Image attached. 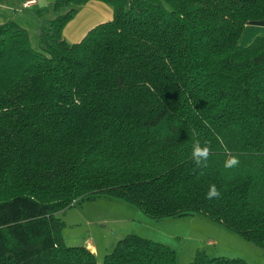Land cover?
<instances>
[{
	"label": "trees",
	"instance_id": "16d2710c",
	"mask_svg": "<svg viewBox=\"0 0 264 264\" xmlns=\"http://www.w3.org/2000/svg\"><path fill=\"white\" fill-rule=\"evenodd\" d=\"M87 1L54 0L37 47L0 21V264H99L65 242L58 212L101 194L153 218L203 213L264 246V35L240 43L264 0H102L112 17L69 41ZM195 140L211 143L203 175ZM100 264L249 263L202 251L178 263L128 232Z\"/></svg>",
	"mask_w": 264,
	"mask_h": 264
},
{
	"label": "rangeland",
	"instance_id": "374dc122",
	"mask_svg": "<svg viewBox=\"0 0 264 264\" xmlns=\"http://www.w3.org/2000/svg\"><path fill=\"white\" fill-rule=\"evenodd\" d=\"M37 1L26 8L22 0H0V21L13 18L27 27L34 47L38 45L40 19L57 13L52 5L54 0ZM58 215L63 220L61 234L65 242L94 246L99 264L117 239L128 232L171 245L178 263L191 260L202 251L209 255L241 256L249 264H264V246L203 213L153 218L123 197L101 194L77 201Z\"/></svg>",
	"mask_w": 264,
	"mask_h": 264
},
{
	"label": "crops",
	"instance_id": "0c3cea01",
	"mask_svg": "<svg viewBox=\"0 0 264 264\" xmlns=\"http://www.w3.org/2000/svg\"><path fill=\"white\" fill-rule=\"evenodd\" d=\"M22 1L25 3L27 0ZM37 2L35 0V3L26 5V8L37 4ZM112 15L113 9L106 2L88 0L80 6L76 15L63 27V35L69 41H79L91 27L101 21L110 19ZM257 35H264V19L248 21L240 37V43L247 45ZM91 248L94 249V246H91Z\"/></svg>",
	"mask_w": 264,
	"mask_h": 264
},
{
	"label": "clouds",
	"instance_id": "9594fccd",
	"mask_svg": "<svg viewBox=\"0 0 264 264\" xmlns=\"http://www.w3.org/2000/svg\"><path fill=\"white\" fill-rule=\"evenodd\" d=\"M211 156V143L206 141L201 145L199 140H195L192 145L191 157L193 162L196 165V168L201 169L200 174L203 175V169L208 167L209 157ZM240 164L239 156L230 155L229 159L225 161L224 167L231 169L238 167ZM221 192L217 189L216 185L213 184L210 186L209 191L206 194L207 199H219Z\"/></svg>",
	"mask_w": 264,
	"mask_h": 264
},
{
	"label": "built area",
	"instance_id": "2783aa9c",
	"mask_svg": "<svg viewBox=\"0 0 264 264\" xmlns=\"http://www.w3.org/2000/svg\"><path fill=\"white\" fill-rule=\"evenodd\" d=\"M35 0H27L24 4L29 5L28 3L33 2Z\"/></svg>",
	"mask_w": 264,
	"mask_h": 264
},
{
	"label": "water",
	"instance_id": "95a60500",
	"mask_svg": "<svg viewBox=\"0 0 264 264\" xmlns=\"http://www.w3.org/2000/svg\"><path fill=\"white\" fill-rule=\"evenodd\" d=\"M38 33H40V30H38Z\"/></svg>",
	"mask_w": 264,
	"mask_h": 264
}]
</instances>
